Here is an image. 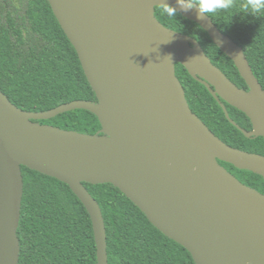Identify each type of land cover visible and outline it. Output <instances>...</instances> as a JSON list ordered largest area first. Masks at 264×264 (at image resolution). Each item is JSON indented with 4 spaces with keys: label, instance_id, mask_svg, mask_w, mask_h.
Segmentation results:
<instances>
[{
    "label": "water",
    "instance_id": "1",
    "mask_svg": "<svg viewBox=\"0 0 264 264\" xmlns=\"http://www.w3.org/2000/svg\"><path fill=\"white\" fill-rule=\"evenodd\" d=\"M76 47L98 102L76 100L26 111L0 89V264H19L23 166L68 183L88 208L98 264H109L100 203L85 185L119 187L198 264H264V193L221 161L264 177V155L227 144L192 110L177 63L206 85L227 118L247 137H264V87L244 48L212 17L180 10L231 57L249 89L239 87L194 37L156 17L161 0H49ZM225 102L245 112L241 127ZM99 116L103 129L85 134L40 121L77 109ZM81 162L73 165L66 157Z\"/></svg>",
    "mask_w": 264,
    "mask_h": 264
},
{
    "label": "trees",
    "instance_id": "2",
    "mask_svg": "<svg viewBox=\"0 0 264 264\" xmlns=\"http://www.w3.org/2000/svg\"><path fill=\"white\" fill-rule=\"evenodd\" d=\"M229 13L212 17L218 28L239 43L264 87V18L241 12L235 0ZM156 17L166 27L196 38L213 63L239 87L250 90L234 60L196 21L182 13L175 21ZM231 15L226 25L225 16ZM188 102L209 128L227 144L264 155V137H247L234 125L206 85L181 63L176 66ZM0 89L18 107L44 112L76 100L98 102L79 53L63 29L49 0H0ZM241 127L252 131L248 115L225 102ZM85 134H97L102 121L94 112L77 108L40 121ZM248 186L264 193V177L221 161ZM24 196L18 236L19 264H98L91 214L72 187L23 166ZM86 187L100 203L108 241L109 264H198L181 243L158 229L119 187L112 183Z\"/></svg>",
    "mask_w": 264,
    "mask_h": 264
},
{
    "label": "clouds",
    "instance_id": "3",
    "mask_svg": "<svg viewBox=\"0 0 264 264\" xmlns=\"http://www.w3.org/2000/svg\"><path fill=\"white\" fill-rule=\"evenodd\" d=\"M180 10L188 12L189 10L196 9L198 19L205 17H216L219 13H229L230 10L236 7L235 0H177ZM159 12L161 16L175 21L180 15V10L170 5L167 0H161ZM241 12L246 15H251L256 18H264V0H243L240 6ZM225 24L230 25L231 15L225 16Z\"/></svg>",
    "mask_w": 264,
    "mask_h": 264
},
{
    "label": "bare ground",
    "instance_id": "4",
    "mask_svg": "<svg viewBox=\"0 0 264 264\" xmlns=\"http://www.w3.org/2000/svg\"><path fill=\"white\" fill-rule=\"evenodd\" d=\"M65 159H66L67 163H69V164L77 165V164H80L81 163V162H79L78 159H76L73 156H68Z\"/></svg>",
    "mask_w": 264,
    "mask_h": 264
}]
</instances>
